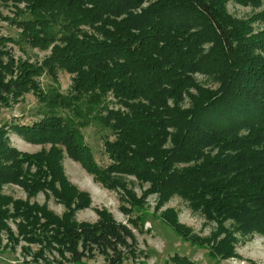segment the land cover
Returning a JSON list of instances; mask_svg holds the SVG:
<instances>
[{
  "label": "trees",
  "instance_id": "trees-1",
  "mask_svg": "<svg viewBox=\"0 0 264 264\" xmlns=\"http://www.w3.org/2000/svg\"><path fill=\"white\" fill-rule=\"evenodd\" d=\"M237 1L258 8L263 0ZM19 2L26 4L33 25L25 33L36 41L55 39L58 26L67 28L49 69L59 65L74 75L72 96L63 101L74 105L75 117L63 119L49 110L39 122L0 124V240L3 234L12 236L8 222L13 217L28 241L39 243L37 237L43 236L62 245L74 264L97 255L108 264H123L136 255L133 231L107 211L98 212L95 224L76 221L77 212L92 201L66 178L57 145L66 146L96 176L102 167L84 135L95 123L115 137L105 142L113 161L109 167L131 170L149 183L150 193L159 195L158 209L180 196L218 225L213 237L200 241L174 210H166L162 220L185 242L206 247L212 259L229 260L238 257L236 234L264 233V31L254 34L251 21L229 16L227 0H154L146 7L148 0ZM257 18L264 19V12ZM38 31L41 37L33 34ZM204 67L215 71L218 89L196 83L194 74ZM17 69L8 81L0 71V102L7 105L24 92L44 99L33 79L43 69ZM189 89L194 90L192 106L182 109L179 101ZM108 94L122 111L104 117L98 104ZM12 130L28 141L48 142L51 149L26 156L10 145ZM175 162L185 167L178 169ZM8 184L30 195L51 193L64 214L14 200L4 193ZM105 185L112 189L108 180ZM32 234L37 235L28 238ZM167 264L197 263L175 254Z\"/></svg>",
  "mask_w": 264,
  "mask_h": 264
},
{
  "label": "rangeland",
  "instance_id": "rangeland-1",
  "mask_svg": "<svg viewBox=\"0 0 264 264\" xmlns=\"http://www.w3.org/2000/svg\"><path fill=\"white\" fill-rule=\"evenodd\" d=\"M152 1L154 0H148L144 6H148ZM225 9L229 16L237 20L251 21L254 34L264 31V19L257 18L264 12V0L258 8L251 5L244 6L237 0H227ZM30 18L25 3L19 0H0V58L2 61L0 71L8 81L12 78L11 72L18 74L17 68L20 65L42 68L41 75H36L33 79L39 84L45 97L41 99L32 92H24L17 99L11 97L7 105L0 102V124L12 122L32 124L42 120V114L49 110L63 119L74 120V105L68 107L63 101L70 100L69 97L72 96L74 75L59 65L49 69V64L54 63L52 60L54 51L64 45L63 39L67 28L58 26L55 39L36 41L31 33L26 35L24 30L27 26H33L29 23ZM80 29L94 33L93 29L86 25H81ZM33 34L40 37L43 35L40 31ZM214 72L211 68L204 67L196 72L193 78L204 88L216 90L220 87V82ZM193 93L194 90L189 89L182 94L179 101L182 109L192 106L190 94ZM169 104L172 105L173 101L170 100ZM98 105L104 109L102 113L104 117L108 111H122L119 100L112 94L103 97ZM92 119L96 120L94 117ZM99 122L104 123L105 120L102 119ZM84 135L95 162L102 167L96 176L82 161L74 159L66 146L57 145V148L62 151V166L66 178L79 192L88 195L92 201L89 208L77 212L76 221L83 224H95L99 221L98 212L105 210L116 222L129 226L137 241V251L135 256H128L123 264H167L175 254L189 257L197 264H264V233L261 232L247 236L236 234L238 257L229 260L212 259L206 247L185 242L162 220V214L166 210H174L180 223L188 227L200 241L213 237L218 232V225L208 220L201 212L194 211L188 201L180 196H174L163 208L158 209L159 195L150 193L149 183L138 178L131 170L114 172L115 168L109 167L113 161L106 151L105 142L113 141L115 139L113 134L102 125L95 123L84 131ZM8 138L12 147L31 158L42 151L49 152L51 149V144L48 142L28 141L13 130L10 131ZM175 167L182 169L185 165L175 162ZM25 169L30 174H34L36 170L35 168L30 170L27 167ZM106 179L110 182L112 189L105 185ZM4 193L14 200L45 205L50 212L60 217L65 212L64 206L48 192L40 191L36 195H30L24 187L8 184L4 187ZM19 223V220L12 217L8 222L12 236L10 234L1 236L0 264H74L68 249L62 245L52 241L47 242L43 236L37 237V240L41 241L39 243L28 241L27 237L20 233ZM226 227L232 229L233 224L227 222ZM29 231L30 229L27 230ZM36 235H29L28 238ZM80 264H108V262L97 255L92 260L84 259Z\"/></svg>",
  "mask_w": 264,
  "mask_h": 264
}]
</instances>
